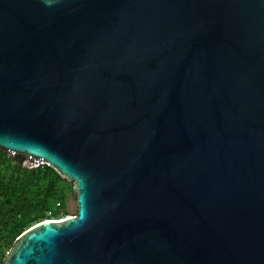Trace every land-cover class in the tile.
Listing matches in <instances>:
<instances>
[{
    "label": "water",
    "instance_id": "water-1",
    "mask_svg": "<svg viewBox=\"0 0 264 264\" xmlns=\"http://www.w3.org/2000/svg\"><path fill=\"white\" fill-rule=\"evenodd\" d=\"M0 149L78 205L3 264H264V0H0Z\"/></svg>",
    "mask_w": 264,
    "mask_h": 264
},
{
    "label": "trees",
    "instance_id": "trees-1",
    "mask_svg": "<svg viewBox=\"0 0 264 264\" xmlns=\"http://www.w3.org/2000/svg\"><path fill=\"white\" fill-rule=\"evenodd\" d=\"M24 160L0 149V236L6 232L4 238H12V247L31 224L47 220L49 209L55 219L63 210L70 215L67 180L48 165L27 168Z\"/></svg>",
    "mask_w": 264,
    "mask_h": 264
},
{
    "label": "rangeland",
    "instance_id": "rangeland-1",
    "mask_svg": "<svg viewBox=\"0 0 264 264\" xmlns=\"http://www.w3.org/2000/svg\"><path fill=\"white\" fill-rule=\"evenodd\" d=\"M7 153L9 156H14L12 152H7ZM65 186H66L65 193L67 195L66 206H68L70 210L69 214L74 215L77 213L78 205H77L76 192L73 186V182L67 180V182L65 183ZM70 215H67V213L65 214V210H63L60 217L64 218ZM33 225L34 224H31L29 228ZM1 236L3 237L1 238ZM1 236H0V264H3L6 259V256L8 255L9 251L12 248L13 241L11 237L7 239L4 238V236H6V232H3Z\"/></svg>",
    "mask_w": 264,
    "mask_h": 264
},
{
    "label": "built area",
    "instance_id": "built-area-1",
    "mask_svg": "<svg viewBox=\"0 0 264 264\" xmlns=\"http://www.w3.org/2000/svg\"><path fill=\"white\" fill-rule=\"evenodd\" d=\"M43 165H47V163H45L44 161H42L40 163L34 164V166L32 168H37V167L43 166ZM53 213H54V210L53 209H49L47 211V219H55Z\"/></svg>",
    "mask_w": 264,
    "mask_h": 264
}]
</instances>
